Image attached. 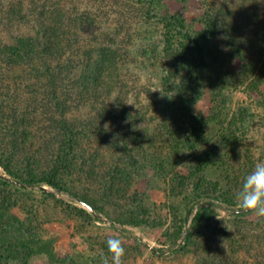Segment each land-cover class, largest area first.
I'll return each instance as SVG.
<instances>
[{"label": "trees", "instance_id": "obj_1", "mask_svg": "<svg viewBox=\"0 0 264 264\" xmlns=\"http://www.w3.org/2000/svg\"><path fill=\"white\" fill-rule=\"evenodd\" d=\"M116 1L115 34L123 29V17H134L142 40L138 54L150 62L141 66L150 76V67H157L152 73L158 80L156 94L145 109L158 116L154 133L142 140L140 112L128 106L130 88L118 42L79 54L74 42L86 18L55 4L17 0L3 10L7 35L0 37V166L14 180L66 191L97 213L105 211L101 199L126 193L128 181L147 168L159 174L171 168L168 187L182 197L184 222L204 197L236 204V191L260 161L256 152L264 151L243 137L253 126L254 107H231L233 88L244 86L257 90L256 103L264 111L261 4L201 0L200 27L194 28L183 16L163 12L158 0H124V8L123 0ZM22 23H32V32L14 29ZM205 91L211 105L204 117L195 105ZM208 127L218 134L208 137ZM185 152L190 159L179 169ZM93 184L101 188L99 198L89 193ZM0 191V264H34L37 256L48 264H77L71 255L56 254L31 209L24 219L13 212L14 191L30 194L35 189L0 177ZM216 215L213 206L202 203L175 251L186 249L194 231L208 227ZM127 222L135 223L131 218ZM180 231L175 230L174 240Z\"/></svg>", "mask_w": 264, "mask_h": 264}, {"label": "rangeland", "instance_id": "obj_2", "mask_svg": "<svg viewBox=\"0 0 264 264\" xmlns=\"http://www.w3.org/2000/svg\"><path fill=\"white\" fill-rule=\"evenodd\" d=\"M16 1L0 0V37L7 35L3 10ZM23 1L27 3L29 0ZM42 1L55 4L73 16L87 19L85 26L89 27L81 30L74 42L76 43L74 44L75 51L79 54L112 41L122 46L123 75L129 82L130 88L128 106L140 112L137 121L143 130L142 140L148 138V134L152 135L154 133L152 128L158 116L153 111L147 112L145 109H150L149 98L156 94L155 87L158 80L152 73L157 71V67H150L152 71L150 76L141 66L142 62L147 65H150V62L138 54L142 40L139 38L140 27L134 21L135 18L123 17V29L117 35L115 34L117 33L115 28L118 26L116 17H118L117 10L120 6L112 0H38V2ZM158 2L163 12L179 14L185 18L188 25L194 28L200 27L198 19L204 9L201 0H158ZM252 2L261 4L258 5V9L260 17L263 18L264 0L263 3L261 0H251ZM131 10L134 13H140L138 9L137 11L136 9ZM89 22H92L91 26L87 24ZM32 27V23H22L15 25L14 29L26 33L32 32ZM237 65V61L232 63V67ZM260 90L264 93V86H261ZM257 99H260L257 90L246 89L244 86L233 88L231 107L232 109L248 105L254 107L256 117L253 126L243 133V137L246 139L247 136V140H250L257 148L264 150V111L256 103ZM210 105V95L205 91L195 105L196 112L205 117L209 113ZM210 128L206 129L208 137L216 136L218 133L215 129L209 131ZM201 150L200 148L198 153ZM260 151L256 152V156L260 158V161H264V151ZM189 159L190 156L186 152L183 153L180 157L181 164L177 168L181 169L183 163ZM164 173L159 174L155 168H147L144 172L135 175L128 181L125 195L122 193L110 198L107 202L102 199L99 201L103 204L105 211L96 212L98 217H95L89 208L74 200L72 197L75 196L48 185L44 187L53 196L41 195L38 188H33L36 192L30 194L14 191L15 196L13 197L17 200V204L13 207V212L19 218L24 219L26 211L31 209L35 224L41 228L43 238L52 243L56 254L58 256L71 255L77 264H103L102 258H106L108 264H112L106 243L109 239H118L124 248L122 264L263 263L261 261L264 257V217H259L252 212L235 219L230 215L235 214L233 211L238 209L236 204L226 202H223L221 207H214L217 215L208 227H203L199 232L194 231L191 243L186 249L175 251L186 236L177 244L183 230L186 227L187 232L191 229L192 220L189 222L188 218L184 222L182 197L170 193L168 179L171 175V168L165 170ZM0 174L7 175L1 166ZM88 189L92 197L99 198V189H101L99 186L93 184ZM56 190H58L57 193L54 192ZM207 198L212 197H204L195 204L194 208L197 207L195 214L202 203L208 202ZM21 205H24V210ZM129 218L135 223H128ZM178 227H181V231L174 240L173 235ZM33 262L34 264H48L44 256L34 257Z\"/></svg>", "mask_w": 264, "mask_h": 264}, {"label": "clouds", "instance_id": "obj_3", "mask_svg": "<svg viewBox=\"0 0 264 264\" xmlns=\"http://www.w3.org/2000/svg\"><path fill=\"white\" fill-rule=\"evenodd\" d=\"M213 207L222 206L220 199L207 198ZM236 206L240 210L253 211L257 216L264 217V161L257 162L252 170L245 175L242 184L235 193ZM108 252L112 264H122L125 250L118 239L107 240ZM103 264H108L102 258Z\"/></svg>", "mask_w": 264, "mask_h": 264}, {"label": "water", "instance_id": "obj_4", "mask_svg": "<svg viewBox=\"0 0 264 264\" xmlns=\"http://www.w3.org/2000/svg\"><path fill=\"white\" fill-rule=\"evenodd\" d=\"M1 177H4L5 179H7L8 181H10L11 183L13 184H16V185H20V186H25V187H29V188H38V189H41V190H44V191H47V188L44 187V186H34V185H30V184H25L23 182H20V181H17V180H14L12 178H10L9 176L5 175V174H0ZM58 190L54 191L55 193H57ZM74 200L78 201L80 204H82L84 207H87L89 208L95 217H98L99 215L94 211V209L89 205L87 204L86 202H84L83 200L77 198V197H72ZM196 208L195 207L192 211V213L190 214L189 216V222L192 220L194 214H195V211H196ZM241 212H246V210H240V209H236L233 211V213H241ZM186 232H187V227L183 230L182 232V235L180 237V239L177 241V244L181 241V239L186 235Z\"/></svg>", "mask_w": 264, "mask_h": 264}]
</instances>
